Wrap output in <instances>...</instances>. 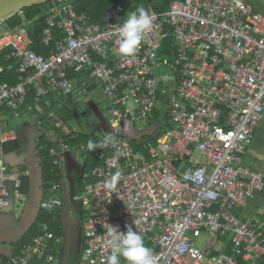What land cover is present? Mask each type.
I'll return each mask as SVG.
<instances>
[{"label": "built area", "instance_id": "1", "mask_svg": "<svg viewBox=\"0 0 264 264\" xmlns=\"http://www.w3.org/2000/svg\"><path fill=\"white\" fill-rule=\"evenodd\" d=\"M48 2L42 29L47 55L30 48L23 24L3 25L7 34L0 37V51L8 50L4 60L17 61L15 83L0 81V210L21 198V177L29 175L6 170L4 143L16 135L2 128L1 108L22 118L20 107L31 90L35 103L59 94L76 104L88 90L69 71L89 70L108 105L104 116L112 132L103 136L113 137L105 145L113 152L83 175V190L73 197L83 205L80 263L103 264L110 254L109 224L121 231L131 225L153 251L155 264H258L264 257V218L254 221L246 209L264 196V171L245 165L244 154L264 125V11L244 0H173L164 10L148 11L151 28L129 57L118 51L123 22L103 28L76 11L74 0ZM156 111L161 133L134 154L132 140L140 137L127 135L135 122L139 130L149 128ZM48 117L60 120L53 111ZM50 139L69 150L53 133ZM57 153L60 147L49 148L51 156ZM117 171V190L110 191L103 181ZM49 185L40 205L50 212L61 199L56 184ZM38 227L9 264H29L34 257L55 262L48 250L59 238L47 223ZM201 233L209 235L204 249L190 238Z\"/></svg>", "mask_w": 264, "mask_h": 264}, {"label": "trees", "instance_id": "2", "mask_svg": "<svg viewBox=\"0 0 264 264\" xmlns=\"http://www.w3.org/2000/svg\"><path fill=\"white\" fill-rule=\"evenodd\" d=\"M173 0H74L75 10L78 12L87 13L93 23L99 24L101 27L106 28L113 24H118L123 22L127 18V14L137 9L138 7H143L147 11H161L167 8L170 2ZM49 2L32 5L22 9L19 13L12 16L10 19L4 22L5 25L9 27H16L22 25L24 21L33 23V26L28 29L30 36V48L38 53L47 55V48L42 45V29L44 27V18L46 7ZM8 50L0 51V64L3 66V71L0 72V81L7 82L9 84H14L16 81L15 67L17 61L12 58L10 60H4ZM89 70H84L82 72L74 73L69 71V78L76 80L78 84H84L89 92L95 90V83L88 76ZM34 90L28 94L26 98V103L24 106L20 107V111L28 112V107L33 109L35 115L37 114L40 120L43 122V127L46 129L42 133L37 142L35 143V151L39 160V166L41 168L42 174V190H45L48 185L56 184L57 191L60 189L61 174L63 168V157L67 152L80 153L82 151L85 161L86 169L90 170L93 167L100 165L104 162V158L112 154L113 150L109 149L107 146L98 148L93 151L87 149V143L89 139L98 142L103 135H97L94 132H81L76 131L72 127L73 121H81L83 111L79 110V103L69 104L63 101L59 94H51L48 99H41L39 103H35ZM53 111L58 115L60 120L53 121L48 117V113ZM2 115H8L11 117V109L3 107L1 108ZM159 116V112H154L153 117L149 120V130H153L152 135L146 134L137 140H132V145L134 147V154L145 151L143 145L149 141H155L156 137L161 133L162 126L156 125L155 122ZM12 118V117H11ZM165 118V116H164ZM48 133H53L58 137V139L63 142V145H68L69 150L63 151L61 144L59 142H53L49 138ZM14 146H17V141L13 140ZM9 142L5 143V152L8 151L7 147ZM82 145V147H80ZM53 146L56 149L60 147L61 153L55 155L49 154V148ZM81 153V157H82ZM53 159H58V163L54 164ZM63 163V164H62ZM24 169V168H23ZM22 169V170H23ZM20 193L26 195L29 190V180L27 176L21 177ZM50 186V185H49ZM83 188V187H82ZM83 190V189H82ZM78 194L73 195L77 196ZM42 200V199H41ZM76 201V200H74ZM61 202V201H60ZM80 220L82 221L83 216V205L80 201ZM59 204L52 211H48L42 205L37 212L34 222L28 229V231L17 241L13 242L12 254L18 253L21 248L30 243L32 239L39 233V223H47L49 230L54 233L59 238V241H51V248L48 252L52 253L54 257L57 254H61L63 249L58 252L55 251V243L60 242V231L62 230L63 215L62 206ZM83 233V227H82ZM84 239V233H83ZM84 243V240H83ZM82 250V249H81ZM61 251V252H60ZM81 254V252H80ZM80 258V255H79ZM78 258L77 262L80 263ZM58 260V259H57ZM263 262V263H262ZM0 264H8V257ZM29 264H49L45 261V257H34ZM58 264V262H57ZM258 264H264V257H262Z\"/></svg>", "mask_w": 264, "mask_h": 264}, {"label": "rangeland", "instance_id": "3", "mask_svg": "<svg viewBox=\"0 0 264 264\" xmlns=\"http://www.w3.org/2000/svg\"><path fill=\"white\" fill-rule=\"evenodd\" d=\"M27 29L33 26V23H24L23 24ZM7 31L3 29V24H0V37L6 35ZM95 83V82H94ZM95 90L86 93L81 96L78 100L79 110L83 111L81 121H73L72 127L74 130H78L81 132L89 133L94 132L97 135H101L102 133H111L112 128L110 127V123L108 119L104 116V112L107 109V102L103 98L102 88L95 83ZM2 128L5 130H15V132L19 133L23 131L24 128L29 135H31L32 143L29 146L25 147L26 154L24 151L16 152L12 158L17 163L24 165L27 169L30 170L31 177L30 183L33 182L35 184V191L33 194L32 206L27 209L24 207V210L27 209V214L25 215V219L30 216L34 217L37 214V207L39 206V186L41 183V168L39 166V160L35 152V138L40 135L46 129L41 126H34L30 116H24L19 120L12 119L8 115H4L1 117ZM139 124L134 123L130 134L127 135L129 139H137L142 135L148 134L149 128L145 127L142 130L138 129ZM9 128V129H8ZM19 132H18V130ZM259 134L257 136L256 142L254 143L257 147L254 152L250 151L251 146L248 147L249 156L245 155V160L249 159L250 155L254 156L253 163L248 166L252 170H258L262 165L264 167V125L259 128ZM261 139V142L259 141ZM82 153V151L80 152ZM5 161V159H4ZM247 162V161H246ZM64 163V164H63ZM63 168L61 174V183L60 189L57 191V195L60 197L61 202L59 203L62 206L63 222H62V230L60 231V239L61 241L55 243L54 249L56 252L63 249L61 254H57L55 256V262L53 264H78L77 260L79 258L81 249L83 247V233H82V221L80 220V210L79 203L80 201H74L73 195L80 194L82 192V187L85 184L86 180L83 178V175L88 172L86 169V161L85 157L82 153V157H77L76 154H71L67 152L63 157ZM29 173V175H30ZM28 175V176H29ZM32 183V184H33ZM261 198V199H259ZM258 198V202H254L252 207L246 211L249 216H251L254 220L257 218H263V215L256 214V209L264 208V196L261 195ZM27 197L24 195L21 198H16L15 201V213L21 212L23 209L22 202L20 200L26 201ZM30 199V200H32ZM59 206V207H60ZM24 213V212H23ZM23 218V216H22ZM190 238L193 240L194 244L200 248L204 249L205 244L209 241V235L206 233H201L198 237H193L190 235ZM58 259V260H57Z\"/></svg>", "mask_w": 264, "mask_h": 264}, {"label": "clouds", "instance_id": "4", "mask_svg": "<svg viewBox=\"0 0 264 264\" xmlns=\"http://www.w3.org/2000/svg\"><path fill=\"white\" fill-rule=\"evenodd\" d=\"M25 22L30 23L24 21L23 24ZM2 24L5 25L4 23ZM151 25H152V17L145 8L138 7L135 11L129 12L127 14V18L123 21L121 25H119L117 29L118 51L120 55L129 56V57L133 56L138 50L139 46L141 45L145 33L151 28ZM32 112H34L33 109ZM24 113L25 116L27 115L30 116L34 126L39 125L43 127V122L41 125L38 124L33 119L32 113L30 111ZM19 119H15V120H19ZM149 133L150 135H152L153 130L151 129ZM48 134L50 138V134L52 133H48ZM15 135L16 138H14L13 140L17 139V134L15 133ZM40 135H38L37 137H39ZM37 140L38 138L36 139V142ZM112 140L113 137L110 134L103 136L98 142L89 139L87 143V149L89 151H93L98 148H102L108 143H110ZM90 170H88V172ZM120 177H121V173L117 171L110 177V179L103 181V184L108 190L116 191ZM23 196L24 194H22L21 199ZM13 199L16 198H11V203L13 202ZM57 203H59V201H57ZM125 227H126V231H121L118 225L113 226L108 224L105 233L107 237L105 241V247L110 249V254L104 258L103 264H121L122 260L125 262V264H155L154 253L149 247L145 245L142 236L137 231H134L131 225H126ZM11 255L12 252L9 254V257ZM9 257H8V261H9Z\"/></svg>", "mask_w": 264, "mask_h": 264}, {"label": "crops", "instance_id": "5", "mask_svg": "<svg viewBox=\"0 0 264 264\" xmlns=\"http://www.w3.org/2000/svg\"><path fill=\"white\" fill-rule=\"evenodd\" d=\"M244 1L256 11H260V12L264 11V0H244ZM259 128L255 131L254 138H253L251 144L249 145V147L251 146L250 151L254 152V154H255V149H257V147L254 146L255 145L254 143L256 142L257 136L260 132ZM13 131L15 132V130H13ZM18 132H19V130H18ZM15 133L17 134V139H16L17 146L13 145V142H11L13 140L8 141L9 142V145L7 147L8 151L5 152L6 170L8 173H17V172L22 171V169L24 168L23 170H28L30 173L29 169H27L24 165L15 162L14 158H12V157L14 156V154L16 152H20V151H24V153L26 154V150H25L26 148L25 147L29 146V144L32 143V141L30 140L31 135L28 136L25 128L23 131H20L19 133H17V132H15ZM37 138L38 137L36 136L35 138H33V140H35V142H36ZM259 141L261 142V139ZM35 142H34V144H35ZM72 153L73 152H71V154ZM73 154H76L77 157H81V153H73ZM246 154H247V156H249V154H250L249 150H247ZM253 159H254V156L250 155L249 159L245 160V165H247V166H248V164L251 165L253 163ZM258 170L264 171V167L261 165ZM40 176H41V183L39 186V205H40L41 199H42V194H41V192H42V188H41L42 187V174L41 173H40ZM27 177L29 180V187H28L29 192H28V194H26V197H27L26 201L20 200V203L22 202L21 204L23 206V209H21V212L20 213L18 212V214L15 213V211H16L15 199H13V202L11 203V206L9 208L0 210V263H2V261H4L6 259V257H9V254L12 252L13 242L19 240L28 231V229L32 225L31 224L32 216L25 219V215H28L27 209L32 206V203H34V202H32L34 199L32 196H33L36 188H35V184L33 182L30 183L29 177H31V173ZM7 185H8L9 190H11L12 189V182L8 181ZM31 189L34 191L32 192ZM258 198L255 199L254 202H258ZM30 199H32V200H30ZM259 199H261V198H259ZM254 202H252V204ZM24 207H27V209L24 210ZM251 207H252V205L250 206V208ZM258 209H259V207L256 209V214H259ZM247 214H248V212H247ZM260 215L264 216V214H260ZM22 216H23V218H22ZM263 218H257L256 220H254L253 218L252 219L254 221L258 222ZM60 241H61V239H60Z\"/></svg>", "mask_w": 264, "mask_h": 264}, {"label": "water", "instance_id": "6", "mask_svg": "<svg viewBox=\"0 0 264 264\" xmlns=\"http://www.w3.org/2000/svg\"><path fill=\"white\" fill-rule=\"evenodd\" d=\"M48 1H52V0H0V24L4 23L6 20L10 19L12 16L19 13L22 9L26 7L46 3ZM188 166L189 165H185L181 169V172H183ZM38 210H39V206L37 207V212ZM33 222H34V217H32L31 224Z\"/></svg>", "mask_w": 264, "mask_h": 264}]
</instances>
